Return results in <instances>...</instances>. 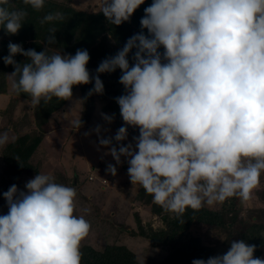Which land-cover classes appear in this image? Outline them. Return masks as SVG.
Segmentation results:
<instances>
[{
  "label": "clouds",
  "instance_id": "1",
  "mask_svg": "<svg viewBox=\"0 0 264 264\" xmlns=\"http://www.w3.org/2000/svg\"><path fill=\"white\" fill-rule=\"evenodd\" d=\"M21 2L25 8L0 0L6 35L19 32L27 7L39 11L45 0ZM144 3L100 0V13L118 27ZM63 19L55 12L40 22ZM139 23L141 30L103 59L95 74L87 68L86 49L49 54L56 28L40 52L9 42L3 63L14 69L7 75L13 91L33 108L68 101L74 87L90 83L88 96L102 95L100 76L119 69L123 94L115 102L123 125L107 138L100 125L93 129L115 162L106 171L115 176L125 158L130 183L183 223L189 209L232 198L247 203L264 175V0H151ZM102 119L110 124L114 115ZM72 123L82 127L80 118ZM128 128L138 129V136L124 144ZM8 142V133H0V148ZM2 196L7 213L0 215V264H81L91 225L75 214L74 187L37 173L23 190L12 184ZM256 250L231 240L224 254L191 264H264Z\"/></svg>",
  "mask_w": 264,
  "mask_h": 264
},
{
  "label": "rangeland",
  "instance_id": "2",
  "mask_svg": "<svg viewBox=\"0 0 264 264\" xmlns=\"http://www.w3.org/2000/svg\"><path fill=\"white\" fill-rule=\"evenodd\" d=\"M50 1L63 3L88 13L100 11V0ZM97 66L98 61L90 55L87 65L90 73L95 74ZM104 79L102 77L101 80ZM87 86L89 88L86 92L79 87L74 89L72 98L63 108L52 114L50 119L34 124V111L38 108H33L24 102L28 98L15 95L7 76L5 84L2 83L0 86L3 87L2 90L5 89V92L0 93V125L5 123L7 118L12 122L23 121L26 118L27 126L23 127L26 134L19 138L21 145H25L34 128L42 133V142L33 162H39L40 174L58 177L62 184L76 189L75 214L83 215L91 225L90 233L81 246L88 245L95 250H103L106 245L116 244L129 249L140 264L161 262L168 254V250L152 248L147 240L131 234L133 231L137 232V220L144 229L147 225L152 229L164 228L161 216L152 212L151 204L139 200V185L130 183L125 158H121L122 162L117 167L115 176L106 171L107 165L115 162L107 154L109 149L99 145L97 134L93 131L97 125H100L101 137H114L123 125V121L118 113L109 109L111 102L108 97L104 99L94 94L90 96V107L86 108L85 95H88L93 84ZM88 108L90 115L86 119L84 116L82 120L83 112ZM102 114L114 115L112 123H106L102 119ZM79 118L82 124L83 122L85 124L77 130L72 122ZM134 136H138V130L128 128L127 140L123 143H131ZM2 148H0V188H7L9 176L1 158ZM33 177L32 173H23L16 183L17 187L23 190L25 183ZM205 207L212 211H236L238 220L262 226L261 235L264 237V175L261 176L259 187L253 191L252 198L247 203L232 198L214 207ZM6 213L5 201L1 199L0 215ZM166 215L171 216L170 213ZM191 230L193 234L211 242L218 235L217 231H211L207 227H195ZM225 236V232L220 233V241L214 247L213 256L224 254L230 247L222 245ZM260 258H264V245L261 248Z\"/></svg>",
  "mask_w": 264,
  "mask_h": 264
},
{
  "label": "trees",
  "instance_id": "3",
  "mask_svg": "<svg viewBox=\"0 0 264 264\" xmlns=\"http://www.w3.org/2000/svg\"><path fill=\"white\" fill-rule=\"evenodd\" d=\"M12 3L16 8L26 7L21 0H12ZM150 3L151 0H145V3L134 12L130 20L118 27L110 25L100 11L88 13L50 0H45L44 7L39 11L27 7L28 15L16 35H6L3 29H0V86H2V83L5 84L7 75L14 70L11 65L3 63V57L8 55L9 42L20 44L24 50L35 49L40 52L45 47L49 29L56 28V44L48 46L49 54L61 52L62 54L75 55L78 49H86L98 61L99 65L106 57L115 55L129 37L141 30L139 21L144 14V8L149 6ZM55 12L63 13L64 19L41 24L40 21L45 15ZM15 60L22 63L25 58L17 55ZM129 61L131 64V53ZM120 75L119 69L111 74H102L100 79L105 78L103 80L104 93L98 95L104 99L106 97L110 98L109 109L118 114L119 107L115 102V98L123 94V87L118 82ZM1 80H3L2 83ZM77 87L85 92L89 88L87 85H82L74 87L73 90ZM2 88L0 87V93L5 92V89L2 90ZM15 95L17 94L15 93ZM17 97L27 98L23 95H17ZM90 102V96L85 95L86 108L90 105ZM66 103L67 101L57 103L55 99L49 104L42 103L34 111V124L50 119L52 114L58 112ZM89 115L88 108L87 111L83 112L81 119L83 120L84 116H86V119ZM8 119L5 123H1L0 133L7 132L9 135L8 144L1 150V158L8 171L10 187L12 184L17 183L23 173H32L34 176L39 173L40 164L38 161L36 163L33 161L43 136L34 128L25 145H21L19 138L26 134L23 127L27 126V119L17 122ZM17 157L18 159H16ZM55 181L61 183L58 177H55ZM9 187L0 188V200L3 199L2 194ZM138 196L139 200L144 201L145 204H151L152 212L161 216L165 226L161 229H152L150 225H147L144 229L137 220V232H131L132 236L147 240L152 248L168 250V254L161 262H149L148 264H191L194 259L206 260L208 257L213 256L214 247L220 241V233L222 232L226 234L222 245L230 246L231 240H245L247 243L257 246L254 256H261V248L264 245V237L261 235L262 226L255 223L247 224L238 220L237 212L234 210L212 211L206 207L196 211L189 209L182 218L183 223L173 218L172 214L171 216L166 215L167 212L153 204L151 202L152 197L147 195L140 186ZM195 227H207L211 231H217V238L211 242L200 235L193 234L191 229ZM81 251L83 253L81 264H140L129 249L116 244L106 245L103 250H95L91 246L82 245Z\"/></svg>",
  "mask_w": 264,
  "mask_h": 264
}]
</instances>
